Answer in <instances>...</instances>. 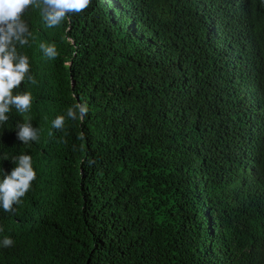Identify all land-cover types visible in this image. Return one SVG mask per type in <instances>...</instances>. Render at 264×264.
I'll use <instances>...</instances> for the list:
<instances>
[{
  "label": "trees",
  "instance_id": "1",
  "mask_svg": "<svg viewBox=\"0 0 264 264\" xmlns=\"http://www.w3.org/2000/svg\"><path fill=\"white\" fill-rule=\"evenodd\" d=\"M21 15L36 83L12 90L32 100L0 122V170L28 154L36 175L0 209V264H264V0ZM26 120L35 142L16 139Z\"/></svg>",
  "mask_w": 264,
  "mask_h": 264
},
{
  "label": "clouds",
  "instance_id": "2",
  "mask_svg": "<svg viewBox=\"0 0 264 264\" xmlns=\"http://www.w3.org/2000/svg\"><path fill=\"white\" fill-rule=\"evenodd\" d=\"M90 0H41L36 5V0H0V122L7 119L10 107L18 112L27 111L32 97L28 91L13 94L12 90L18 88L27 78L29 83H36L29 72L28 57L17 51V45L24 46L32 35L28 23L22 19V13L30 5L41 7L43 18L47 27H54L70 14L80 13L86 9ZM44 55L54 58L57 53L55 46L49 44L40 45ZM88 108L84 103H75L67 108L66 115L70 119L82 120L87 114ZM30 120L19 124L15 130L16 139L22 143L37 140V129L32 126ZM64 116H57L52 121L53 128L62 127ZM15 167L7 174L0 170V209L5 212L15 211L13 205L19 202L28 191L31 181L35 179V171L31 167V157L21 154L14 157ZM93 161H89L91 164ZM13 243L9 236L0 239V247H9Z\"/></svg>",
  "mask_w": 264,
  "mask_h": 264
}]
</instances>
